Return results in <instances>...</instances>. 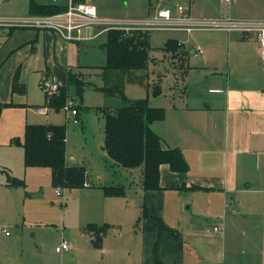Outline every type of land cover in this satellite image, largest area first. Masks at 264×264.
Wrapping results in <instances>:
<instances>
[{
	"label": "crops",
	"instance_id": "obj_1",
	"mask_svg": "<svg viewBox=\"0 0 264 264\" xmlns=\"http://www.w3.org/2000/svg\"><path fill=\"white\" fill-rule=\"evenodd\" d=\"M32 1L58 5L68 2L31 0L30 4ZM256 1L264 19V0ZM1 27L5 28L0 30V145L22 146L27 124H62L54 119L55 114L66 112L65 107L58 111L47 106L46 92L41 102L29 101L30 76L36 74L39 83L49 78L62 86L67 84L69 70L81 71L87 80L102 85L100 67L104 64L85 65L88 63L83 55L98 46L106 58L101 45L107 37L97 41L107 32L89 40L67 41L51 29ZM97 30L89 28L85 33ZM224 31L228 33L226 50L208 47V51L202 48V53L197 52L204 56L202 69L197 70L201 78L195 83L196 90L165 108V117L151 124L162 138V146L179 148L189 167L180 172L163 163L161 187H143L141 256L129 264H157L158 260L162 264H264V56L255 34L252 37L244 32V38ZM183 51L189 63V53L194 49L189 51L183 42ZM17 73L19 86L14 90ZM32 106L39 111L46 108V112L40 111V119L28 115L11 124L16 111ZM66 114L71 116L68 111ZM8 174L9 182L10 177L22 179ZM3 225L0 223L1 229ZM215 225L221 230L216 231ZM107 234L103 239L108 238Z\"/></svg>",
	"mask_w": 264,
	"mask_h": 264
},
{
	"label": "rangeland",
	"instance_id": "obj_2",
	"mask_svg": "<svg viewBox=\"0 0 264 264\" xmlns=\"http://www.w3.org/2000/svg\"><path fill=\"white\" fill-rule=\"evenodd\" d=\"M30 1L0 0V30L5 28L2 25L15 23L18 18L28 15ZM89 2L98 8L100 17L111 19L115 26H123L120 29L127 34L136 30H151L154 61L149 64L150 84L127 83L126 95L131 99L148 97L153 105L165 108L185 99L187 94L196 90L195 83H200L201 75L197 70L202 69L204 55L195 52L198 47L204 51H208V47L226 50L228 33L214 28L189 31L181 24H177L175 29L137 27L142 21L153 19L160 9L168 7L174 17L184 14L208 20L263 19L262 9L256 0H238L232 5L223 0ZM158 2L161 4L156 9ZM180 5L184 7L183 13L178 10ZM250 33L251 36L254 34ZM232 34L246 38L242 30H233ZM106 37L107 34L102 35L97 42ZM170 37L183 41L189 51L194 49L188 57L190 69L185 71L186 59L182 55L177 59L172 58L170 53L165 55L162 48ZM249 48L250 45L244 49L247 51ZM87 51L83 55L88 63L85 65L105 64V55L98 46L95 50ZM223 63L227 64V60L224 59ZM96 81L101 83L99 77ZM156 83L160 85L159 93L155 92ZM39 84L36 74L30 76L28 99L33 103L45 98V91ZM69 90V98L75 96L74 107L78 109L76 117H79V123L73 121L74 116L66 114V106V112H57L54 119L67 125V162L72 166H86V181L90 186L69 188L62 184L56 185L50 168L26 167L22 146L0 145V223L10 231V235H7L0 227V264H129L135 263L141 256L142 170L139 168L133 174L131 170L117 164L103 148V109L120 107L124 101L90 88L84 95V106H80L74 86H70ZM16 112L11 124H17L20 117L27 118L28 115L30 118H41V112L35 106ZM19 136L22 138V135ZM8 172L24 179L25 185L10 186ZM105 186H123L124 194H108ZM57 189L65 191V195H58ZM89 222L109 224L108 238L103 239L100 245L95 244L84 230ZM64 240L70 243V249L58 252L56 247Z\"/></svg>",
	"mask_w": 264,
	"mask_h": 264
},
{
	"label": "trees",
	"instance_id": "obj_3",
	"mask_svg": "<svg viewBox=\"0 0 264 264\" xmlns=\"http://www.w3.org/2000/svg\"><path fill=\"white\" fill-rule=\"evenodd\" d=\"M80 2L85 0H73ZM66 5L39 4L32 1V14H51L65 11ZM150 30H136L127 34L125 30L111 29L107 32L106 42L101 47L106 51V63L100 67L102 85L87 80L81 71L69 70L67 84L47 94V106L61 110L67 104L69 87L74 86L80 106L87 88L101 90L109 96L122 98L124 104L117 108L103 109L105 116V143L107 154L119 165L128 170H142V184L145 190L159 189L160 166L170 165L174 171L185 172L188 163L179 148H164L162 138L151 124L166 115L163 106L153 105L149 98L131 99L126 95V84L149 82V64L154 61L150 40ZM131 38V39H129ZM172 58L185 56L183 42L168 39L162 48ZM190 67L186 61L185 71ZM19 73L14 80V90H18ZM25 88V86L23 85ZM155 92H160V85L155 84ZM66 124L29 123L25 128L24 162L26 167H48L52 170L53 181L69 188L90 186L86 184L87 168L83 165L72 166L66 160ZM24 180L10 177L9 184L24 185ZM108 194H124V187H104ZM92 234V240L100 245L106 235L109 224L90 223L85 228ZM157 264H162L159 260Z\"/></svg>",
	"mask_w": 264,
	"mask_h": 264
},
{
	"label": "built area",
	"instance_id": "obj_4",
	"mask_svg": "<svg viewBox=\"0 0 264 264\" xmlns=\"http://www.w3.org/2000/svg\"><path fill=\"white\" fill-rule=\"evenodd\" d=\"M223 1L231 5L236 0ZM66 6L67 9L65 11L51 14H29L27 16L18 18L17 22L15 23H6L3 26H31L51 29L55 31L61 38L67 41L89 40L101 33L108 32L111 29L124 28L123 26H115L111 19L100 17L97 7L89 2H74L73 0H68ZM178 10L183 13L184 7L180 5L178 7ZM177 24H181V26L188 29L189 31L195 28H214L227 30L229 32L233 30H242L248 33L253 32L256 35L260 53L262 54V56H264V19L240 21L233 20L231 18H219L208 20L204 18L190 17L184 14L179 17H174L172 14V10L168 7L160 9L153 19L144 20L137 27L154 26L153 28H164L168 26L177 27ZM86 28H98V30L94 34H86ZM196 52L202 53L203 49L198 47ZM40 85L47 94L56 91L60 87V84L58 82L49 78H44L43 80H41ZM74 104L75 99L73 97H70L67 100L66 108L68 109V113L71 116H74L73 121L75 123H79V117H76L78 115V109L74 107ZM40 111L46 112V108H40ZM86 184H88V182ZM57 194L62 197L63 195H65L63 190L60 189H57ZM221 228L222 227L220 225L214 226V229L216 231H220ZM2 231H4L7 235L10 234V231L5 225H3L2 227ZM68 249H70V243L66 240H64L56 247V250L58 252H63Z\"/></svg>",
	"mask_w": 264,
	"mask_h": 264
},
{
	"label": "water",
	"instance_id": "obj_5",
	"mask_svg": "<svg viewBox=\"0 0 264 264\" xmlns=\"http://www.w3.org/2000/svg\"><path fill=\"white\" fill-rule=\"evenodd\" d=\"M129 39H131V38H129Z\"/></svg>",
	"mask_w": 264,
	"mask_h": 264
}]
</instances>
